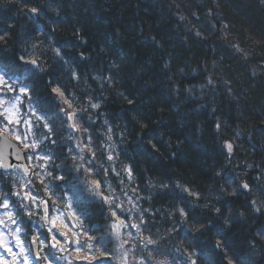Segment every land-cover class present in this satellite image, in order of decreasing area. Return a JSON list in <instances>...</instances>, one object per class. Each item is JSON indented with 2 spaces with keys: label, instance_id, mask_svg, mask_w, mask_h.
<instances>
[{
  "label": "clouds",
  "instance_id": "1",
  "mask_svg": "<svg viewBox=\"0 0 264 264\" xmlns=\"http://www.w3.org/2000/svg\"><path fill=\"white\" fill-rule=\"evenodd\" d=\"M0 264H264V0H0Z\"/></svg>",
  "mask_w": 264,
  "mask_h": 264
}]
</instances>
